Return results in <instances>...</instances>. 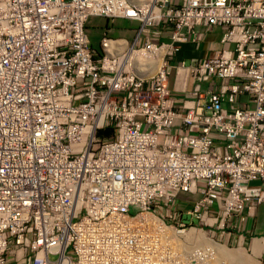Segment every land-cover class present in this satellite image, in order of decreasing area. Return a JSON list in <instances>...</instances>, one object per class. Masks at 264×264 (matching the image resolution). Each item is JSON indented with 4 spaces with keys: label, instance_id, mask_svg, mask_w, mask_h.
<instances>
[{
    "label": "built area",
    "instance_id": "built-area-1",
    "mask_svg": "<svg viewBox=\"0 0 264 264\" xmlns=\"http://www.w3.org/2000/svg\"><path fill=\"white\" fill-rule=\"evenodd\" d=\"M198 26L220 48L175 64ZM259 206L264 0H0V264H206L173 231L222 240Z\"/></svg>",
    "mask_w": 264,
    "mask_h": 264
},
{
    "label": "crops",
    "instance_id": "crops-1",
    "mask_svg": "<svg viewBox=\"0 0 264 264\" xmlns=\"http://www.w3.org/2000/svg\"><path fill=\"white\" fill-rule=\"evenodd\" d=\"M128 22L135 23L131 21ZM125 30L126 33L131 32L127 29ZM197 30L202 33L200 41L198 43L187 41L180 44V50L174 59L175 64H179L182 61L189 63L199 60L204 56H211L220 48L219 37L223 30L221 26H214L210 30H205L204 27L198 26ZM126 33L123 37H126ZM173 86L178 88L179 83H175L172 75L170 78V87L172 88ZM252 183L260 184L259 181H254ZM256 211L255 214L252 213L246 218L241 229L234 230L233 233L228 236L234 238L233 241H235L237 245L245 246V249L252 255L256 258H260L264 254V206H259Z\"/></svg>",
    "mask_w": 264,
    "mask_h": 264
},
{
    "label": "rangeland",
    "instance_id": "rangeland-1",
    "mask_svg": "<svg viewBox=\"0 0 264 264\" xmlns=\"http://www.w3.org/2000/svg\"><path fill=\"white\" fill-rule=\"evenodd\" d=\"M104 26H105V18L103 17H90L88 20V23H87L88 34H89L92 45L96 49H100L99 41H100L101 33H102V30L104 29ZM137 26H138L137 23H130L128 21H124L123 19H116L115 22L113 23L114 28H112L111 31H109V35H112L115 37L124 36V34L126 33L125 29H127L131 32H127L125 36L128 40H130L133 34L132 29H136ZM188 206L189 205H185V207H188ZM183 218L186 223H190V218L188 216L185 215ZM193 223L195 224L196 220H194ZM214 238L215 240L220 242V244H222L225 247V252L230 250V251H234V253H237V251L243 250L245 251L246 256L249 258V260L258 262V263L261 262V264H264V260H263L264 258H262L263 255L260 258H256L248 250L245 249L246 248L245 246L237 245L236 242L233 241L234 238L228 235H225L224 237L221 238L222 240H219L218 234H216ZM196 242H197L196 240H193V241H189L188 244L192 245L193 243H196ZM213 246L214 245L211 243L207 245L206 264H248L246 260L239 262L235 260L234 257L232 259L228 256H225L224 251H222V246H219L218 249L214 248ZM198 252L200 251L198 250L195 253V255L190 256L188 258L187 256L183 254L182 249L178 250L176 253L177 258L175 259V262L179 264H200L197 259Z\"/></svg>",
    "mask_w": 264,
    "mask_h": 264
},
{
    "label": "bare ground",
    "instance_id": "bare-ground-1",
    "mask_svg": "<svg viewBox=\"0 0 264 264\" xmlns=\"http://www.w3.org/2000/svg\"><path fill=\"white\" fill-rule=\"evenodd\" d=\"M148 50H149V53H151L153 51V48H150ZM144 51H147V50H141L137 53H131V56L134 57V63H135L134 72L138 75H141V76H142V74L139 72L140 68H144V67L148 66V70L152 71L158 67V63H159V61H158L159 54H157L155 56L154 64H152L153 60L148 59L149 54L144 55L143 54ZM171 235L175 236V237H180L181 235H183V236H186L187 239H196V240L202 238L203 240H205V243L213 244L214 248L218 249L219 246H222V251H224L225 256H228L232 259L234 257L235 260H237L239 262L246 260L248 262V264H261V262L259 260L258 261L260 263L249 260V258L246 256L245 251H243V250L237 251V253H234V251H230V250L225 252V247L222 244H220L219 242L215 241L211 237V235H212L211 233L209 234V233H206V232L201 231V230L190 229L187 232H183V233L178 232V231H173V233ZM215 245H217V246H215Z\"/></svg>",
    "mask_w": 264,
    "mask_h": 264
},
{
    "label": "trees",
    "instance_id": "trees-1",
    "mask_svg": "<svg viewBox=\"0 0 264 264\" xmlns=\"http://www.w3.org/2000/svg\"><path fill=\"white\" fill-rule=\"evenodd\" d=\"M100 132H101V134H104V135H111L112 134L111 128L104 129V130H102Z\"/></svg>",
    "mask_w": 264,
    "mask_h": 264
}]
</instances>
